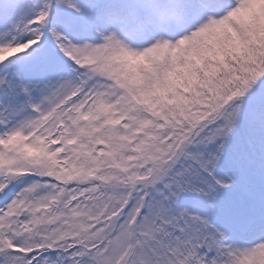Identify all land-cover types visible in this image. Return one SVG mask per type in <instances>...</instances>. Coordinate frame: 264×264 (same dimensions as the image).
Instances as JSON below:
<instances>
[{
  "label": "snow or ice",
  "instance_id": "1",
  "mask_svg": "<svg viewBox=\"0 0 264 264\" xmlns=\"http://www.w3.org/2000/svg\"><path fill=\"white\" fill-rule=\"evenodd\" d=\"M0 264H264V0H0Z\"/></svg>",
  "mask_w": 264,
  "mask_h": 264
}]
</instances>
